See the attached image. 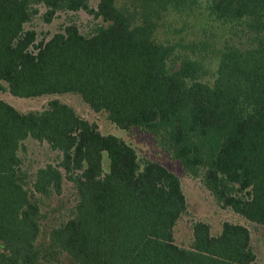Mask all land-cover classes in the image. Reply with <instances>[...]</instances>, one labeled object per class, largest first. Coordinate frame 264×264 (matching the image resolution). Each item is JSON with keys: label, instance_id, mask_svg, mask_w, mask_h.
<instances>
[{"label": "trees", "instance_id": "1", "mask_svg": "<svg viewBox=\"0 0 264 264\" xmlns=\"http://www.w3.org/2000/svg\"><path fill=\"white\" fill-rule=\"evenodd\" d=\"M31 1L46 7L47 23L63 9L83 10L107 25L90 37L66 26L32 52L36 34L23 28ZM31 1L0 0V91L18 98L75 93L119 129L160 137L186 175L201 177L215 199L264 228V0H207L209 16L236 25L245 41L217 52L211 86L200 81L206 43L192 42L189 54L176 55L177 45L154 37L163 13L192 12L197 0L122 6L98 0L96 11L89 0ZM28 138L61 154L59 165L36 171L31 188L17 155ZM64 180L74 186L76 203L48 241L72 264L255 261L250 233L237 224L225 223L212 236L198 222L192 246H177L174 227L186 209L178 177L140 160L71 107L52 100L43 111L21 113L0 100V264H37L41 217L33 198L60 194Z\"/></svg>", "mask_w": 264, "mask_h": 264}, {"label": "rangeland", "instance_id": "2", "mask_svg": "<svg viewBox=\"0 0 264 264\" xmlns=\"http://www.w3.org/2000/svg\"><path fill=\"white\" fill-rule=\"evenodd\" d=\"M31 1V0H29ZM98 0H89L88 6L96 11ZM128 5L129 0H118L117 5ZM207 0H197L192 12H177L174 9L162 14L158 28L154 34L155 40L163 44L176 46V55L189 54L187 46L192 42L206 43L207 49L201 53L205 75L200 78L202 83L212 85L218 66V51L227 44L245 43L240 28L228 22L219 21L209 16L206 6ZM46 7L36 2H30L29 18L23 28L34 31L36 46L49 40L53 35L63 31L66 26L73 25L80 35L90 37L96 29L107 25L101 18L83 10L76 12L58 10L51 22H45L43 15ZM207 50V51H206ZM200 55V54H197ZM6 87V84H3ZM0 100L8 103L21 113L40 112L47 108L52 100L71 107L76 115L94 124L102 135H113L134 149L140 160L153 161L161 164L168 171L178 177L182 193L186 201V209L178 219L173 232L174 243L184 249L193 244V228L198 222L210 227L212 236L221 233L225 223L242 225L250 233L251 248L255 255L252 264H264V228L261 225L247 221L236 214L230 207L218 201L206 190L201 177L194 178L186 175L179 163L173 158L171 151L164 148L160 137H155L138 128L121 130L115 126L104 111L94 112L81 97L75 93L43 95L35 98H18L7 90L0 91ZM20 170L26 175V186L31 188L36 171L47 164L59 165L61 154L51 150L46 143H39L31 138L21 144L18 152ZM103 169L108 171V158L103 154ZM234 195L247 198L246 191H235ZM34 202L40 209V231L37 246L40 251L37 264H72L63 252L53 248L48 241V234L52 228L66 221L71 216L76 203V190L72 183L64 180L60 194L50 196L35 195Z\"/></svg>", "mask_w": 264, "mask_h": 264}]
</instances>
